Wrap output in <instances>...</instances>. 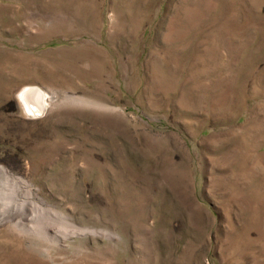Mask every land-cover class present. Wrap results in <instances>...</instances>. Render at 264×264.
<instances>
[{"label": "rangeland", "instance_id": "rangeland-1", "mask_svg": "<svg viewBox=\"0 0 264 264\" xmlns=\"http://www.w3.org/2000/svg\"><path fill=\"white\" fill-rule=\"evenodd\" d=\"M0 169V264H264V0H0Z\"/></svg>", "mask_w": 264, "mask_h": 264}, {"label": "bare ground", "instance_id": "bare-ground-1", "mask_svg": "<svg viewBox=\"0 0 264 264\" xmlns=\"http://www.w3.org/2000/svg\"><path fill=\"white\" fill-rule=\"evenodd\" d=\"M37 91V92H36ZM41 95V100L42 101H45V96L44 95H42L38 90H36V89H34V88H26V89H24V91H22L21 92V94L19 95V97H20V100L22 101V102H24L25 103V105L27 106V107H31L29 104H28V100H31V101H34V99H32L31 98V96L32 95H34L35 97H36V99L38 100V96L37 95ZM5 171L4 170H2V169H0V183H2V184H5L6 183V181L8 182L9 181V183L12 181L9 177L7 178V180H6V176H5V173H4ZM15 181V180H14ZM19 182V181H18ZM5 187V186H4ZM3 188V187H2ZM23 188V187H22ZM6 192V191H5ZM3 194V193H2ZM5 195V194H4Z\"/></svg>", "mask_w": 264, "mask_h": 264}, {"label": "water", "instance_id": "water-1", "mask_svg": "<svg viewBox=\"0 0 264 264\" xmlns=\"http://www.w3.org/2000/svg\"><path fill=\"white\" fill-rule=\"evenodd\" d=\"M37 92V91H36ZM38 96V99L40 100L41 99V95L39 94V95H37Z\"/></svg>", "mask_w": 264, "mask_h": 264}]
</instances>
